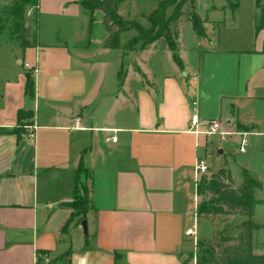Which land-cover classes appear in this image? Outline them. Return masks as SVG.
<instances>
[{"label": "crops", "instance_id": "1", "mask_svg": "<svg viewBox=\"0 0 264 264\" xmlns=\"http://www.w3.org/2000/svg\"><path fill=\"white\" fill-rule=\"evenodd\" d=\"M47 1L44 11L39 4L36 7L35 46L23 49V59L17 60L31 70V89L25 90L27 72L21 69L22 105L9 122H0V264H191L195 243L184 234L194 218L196 161L206 159L205 153L213 159L212 142L218 145L210 164L228 155V144L220 143L219 136L212 137L209 146L204 135L194 132L191 108L195 103L200 120L218 122L224 132L229 131L220 121L204 119L227 114V126L235 122L248 128L228 137L235 144L238 138V146V133L264 137L259 130L264 119L257 117V109L264 106V30H255L243 81L240 65L235 79L233 71L214 57L208 68L210 91L203 95L195 81L201 74L205 78L206 56L204 68L191 74L181 57L183 71L158 44L140 50L139 42L126 55V44L138 36L120 46L130 31L119 35L118 50L104 49L107 33L101 28V13L90 14L81 6L84 0H62V5ZM122 1L118 15L127 20ZM225 8L223 3L211 6L200 16L197 7L205 36L194 35L207 48L198 46L200 54H219L210 44L219 25L215 16ZM41 17L63 18L55 31L59 39L55 34L45 36ZM93 32L100 33L97 40ZM156 51L169 56L175 75L160 77L158 84L135 61L122 74L124 57L136 52L153 57ZM200 54L199 59L204 55ZM18 113L23 114L21 124L34 128L32 141L26 137L30 129L16 128ZM77 118L82 128L94 130L73 131ZM260 143L255 149L259 163L239 166L241 180L236 186L244 181L242 172L264 186ZM80 168L89 178L87 236L76 221L63 230L72 213L67 205L80 181ZM221 169L232 177L225 166ZM257 207H264L263 198L257 199L251 218ZM197 235L198 228L196 240Z\"/></svg>", "mask_w": 264, "mask_h": 264}, {"label": "rangeland", "instance_id": "2", "mask_svg": "<svg viewBox=\"0 0 264 264\" xmlns=\"http://www.w3.org/2000/svg\"><path fill=\"white\" fill-rule=\"evenodd\" d=\"M14 1L15 0H0V122H9V119H11L14 111L22 105L23 98L21 97V91L24 86V76L27 81L31 78V70L29 68L25 69V64H21V66H19L17 64V60L23 59V48L21 47V31L23 29L27 30L26 38L29 39V42H33V35L36 32L35 26L37 23L38 10L34 7L32 0H17V5H12ZM164 1L165 0H123L121 6L124 10L123 14L125 15V19L135 21L147 30L150 28L149 23H147V18L156 12ZM222 3L224 6H227V8H225L223 13L215 16L217 17L216 20L219 22V25L218 29L213 27V30L215 29L214 37L213 42L210 44L211 46L214 45L213 49L219 54L212 55L206 53V55L201 53L204 55H202L199 59L198 56L200 53L197 51L198 46H200L199 50H205L207 48L205 45L199 44L193 31L191 30V24L188 20L190 16V10L188 7H184L182 9V17L179 20L180 40L177 43L179 46L181 44V50L178 52V56L184 60L191 74L196 73L198 69L200 70V68H204L205 59L203 60L202 58L206 56L207 69L205 78L201 74L195 81L196 85H198L200 89L203 88L201 90L203 95L210 91V89H207L209 85L208 82L210 80V72L208 68L214 57L220 59L222 63L227 66V68L233 71L232 75L235 79L238 76V68L240 65L242 68L241 81H243L242 79L245 77V68L250 64L247 50L253 48V39L256 30L255 26L259 20V13L255 7V0H198V13L202 16L207 8L211 6H218ZM38 4L44 11L47 8L48 1H38ZM54 4L62 5L63 2L62 0H55ZM171 11L172 8L167 9L166 15L168 16ZM62 19L63 18L57 17H41V24L46 37L55 34L58 39L60 38L58 37V33H55V31L60 29L59 26H61ZM101 28L104 30L103 24ZM93 30L97 31L96 27ZM64 34H66V32L62 33V35ZM99 35L100 33L93 32L92 37H94V40H97ZM135 35H137V33L134 30H130V33L124 34V36L120 39V46L124 45L128 41L127 38ZM139 44L140 43H137L135 47L139 46ZM124 53L126 54L128 52ZM126 57L123 58L124 66L122 68V74L126 72L127 66H133L135 61V63L146 75L150 78L155 77V82L158 81V84L161 83L160 77L164 75H175V65L169 61V56L165 53L156 51L153 57H149L148 55H141L139 52H136L135 54L133 53L128 56V58ZM21 69L27 72L24 76ZM136 71L140 74L138 69H136ZM141 77L142 80H145L147 83L146 78L142 75ZM25 101L28 100L25 99ZM225 102L226 100L224 99L223 106ZM228 110L233 111L230 107ZM239 112L244 116L246 114V110H242V108ZM22 115V113H18L17 115L16 128L18 129H22L25 125L21 124V119L23 118ZM257 117L264 119V106L257 109ZM212 119L220 121L221 125L224 126V129L229 132L231 131V133L232 131L234 132L240 130L248 131V128L235 122H232L231 125L227 126L229 120L227 114H222L221 117L217 114L214 118L209 117L204 119V121H210ZM259 130L264 131V121L260 124ZM246 140L248 147H246V153L242 154L238 151V138L234 141H237V144L231 143L227 139L228 145H226L225 148L227 147L228 155L225 159L222 157L219 161L211 162V164L210 160L213 161L215 159L214 147L218 144L212 142L210 150H212L211 153L213 155V159H211L210 154L205 153L204 149L201 148V152L205 153L204 156L209 162L208 172L205 176H203V178H207L209 180L219 171L220 167L225 166L231 171L232 177L235 179L234 182L230 175L232 187L235 189L238 188V186H236V181H238V179L241 180V176L238 174V170H240L239 166L244 167L246 165H251V167H256V164L260 161L259 158L257 159L255 156L257 141H261V146L264 143V137L256 138L248 135ZM241 174L242 179L244 180L245 173L242 172ZM79 175L80 181L76 182L75 195L71 202L76 206V210L72 212L74 215H86L88 212L87 196L89 191V178L88 173L85 170H80ZM196 197L197 207L203 202H208L211 198L209 194H207L206 197ZM254 198L256 200L263 198V191L256 190ZM79 219L80 216L78 218H74V221L79 223ZM240 220H243V218L240 219V217L232 216H204L197 218L196 210V226L198 228V235L195 248L190 256L191 261H195L200 244L213 241L217 232H223L228 236L233 235L235 233V225H237ZM251 220L257 225L261 224L264 226V207H257ZM192 222L191 218L190 226ZM252 248L253 251L264 250V228L253 232Z\"/></svg>", "mask_w": 264, "mask_h": 264}, {"label": "trees", "instance_id": "3", "mask_svg": "<svg viewBox=\"0 0 264 264\" xmlns=\"http://www.w3.org/2000/svg\"><path fill=\"white\" fill-rule=\"evenodd\" d=\"M120 1L84 0L81 2V6L90 14L96 12L102 14V24L107 33L103 48L118 50L119 35L134 30L138 36L126 44L125 52L133 50L139 42L141 43L140 50L158 44L171 53L174 64L180 71H183V63L178 56L177 42L180 38L179 20L182 17L184 7H188L190 10L188 20L194 34L198 38L205 36L203 22L197 13V0H165L160 8L147 18L150 25L147 30L135 21L123 20L119 17ZM32 2L34 7H37V0H32ZM17 3L18 1L15 0L12 5H17ZM255 7L259 10L256 30H264V4H261V0H255ZM169 8H172V11L167 16L166 10ZM26 37L27 30L23 29L21 31V47L23 49L34 47L35 34L33 35V42H29ZM262 53H264V43ZM119 77H121V72ZM29 89H31L30 79L25 82V90L29 91ZM80 170L83 169L80 168L78 174ZM256 190L263 191L264 202V186L245 174L243 183L235 189L232 187L229 172L224 169L219 170L209 180L202 177L196 183V196L206 197L207 194L211 196L208 202H203L197 207V218L232 216L244 218L245 220L235 225L233 235L228 236L223 232H217L213 241L200 244L195 264H264V250L253 251L252 248L253 232L264 228V226L257 225L251 220L254 207L257 204V200L254 198ZM67 208L72 209V211L76 210V206L72 203L68 204ZM79 216V223H81L85 220V215H74L72 212L63 230L65 231L74 221V218Z\"/></svg>", "mask_w": 264, "mask_h": 264}, {"label": "built area", "instance_id": "4", "mask_svg": "<svg viewBox=\"0 0 264 264\" xmlns=\"http://www.w3.org/2000/svg\"><path fill=\"white\" fill-rule=\"evenodd\" d=\"M25 68H29L27 64H25ZM192 114L190 118V125L191 128L194 130V132L198 135H204L206 137V144L211 145V138L214 136H219V141L220 143H227L228 137L236 134V133H231V132H224L221 129V126L218 122L211 121V122H202L198 116L197 113V107L196 104L194 103L191 108ZM203 127L205 130L204 131H199L198 128ZM22 129H30L29 132L27 133L26 137L29 141H32L34 139V128L31 129V127H26L23 126ZM73 131H81V130H88L92 131L94 129L89 128V129H84L80 125V119L77 118L73 122V126L71 128ZM108 131V130H104ZM240 136V141H239V148L238 151L240 153H244L246 146H247V140H246V133H238ZM112 142H115L114 138H111ZM208 172V163L206 159L204 158H198L194 167V175H193V180L195 183L199 182V179L203 176H205ZM197 197L194 198L193 201V206H194V218H193V224L192 226L185 231V236L190 237L193 239L194 243L196 244V210H197ZM43 261L48 262V258L46 256H43Z\"/></svg>", "mask_w": 264, "mask_h": 264}, {"label": "water", "instance_id": "5", "mask_svg": "<svg viewBox=\"0 0 264 264\" xmlns=\"http://www.w3.org/2000/svg\"><path fill=\"white\" fill-rule=\"evenodd\" d=\"M219 153H221V151H219ZM81 227H82L84 235L87 236L88 231H87V223L85 220L81 222Z\"/></svg>", "mask_w": 264, "mask_h": 264}]
</instances>
